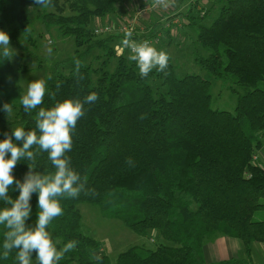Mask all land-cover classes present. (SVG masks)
<instances>
[{
  "label": "trees",
  "instance_id": "trees-1",
  "mask_svg": "<svg viewBox=\"0 0 264 264\" xmlns=\"http://www.w3.org/2000/svg\"><path fill=\"white\" fill-rule=\"evenodd\" d=\"M122 1L52 0L53 6L43 8L35 0H17V28H7L0 19V30L9 34L10 42L19 43L21 33L29 36L36 21L57 38L72 37L76 46L73 56L56 64L46 80L48 93L31 112L21 104V77L28 70L0 52V141L16 127L39 134L40 108L69 98L82 100L92 92L99 96L85 105L67 153L94 191L59 198L64 214L47 229L58 250L77 242L58 264H97L92 256L102 253L103 242L83 231L82 203L138 236L155 231L173 243L153 249L131 246L114 260L99 254V264H256L252 246L264 243V167L256 161L264 145V0H215L198 17L189 16L195 28L194 61L229 84L236 97L233 112L213 109L211 82L198 75L178 77L170 56L167 75L154 69L142 78L122 45L124 36L95 35L97 21L115 14ZM94 51L99 53L93 63L86 62ZM77 59L83 79L75 74ZM4 103L12 104L11 115L2 110ZM29 165L41 174L55 172L49 153L41 151L34 161H19L14 177L23 182ZM9 195L18 198L15 185ZM30 204L26 226L34 228L38 193ZM5 207L11 205L0 200V210ZM6 231L0 225V264H19L18 249L3 256ZM217 237L240 241L247 258L208 262L205 244ZM36 255L32 253V260Z\"/></svg>",
  "mask_w": 264,
  "mask_h": 264
},
{
  "label": "clouds",
  "instance_id": "clouds-1",
  "mask_svg": "<svg viewBox=\"0 0 264 264\" xmlns=\"http://www.w3.org/2000/svg\"><path fill=\"white\" fill-rule=\"evenodd\" d=\"M155 4L168 6L167 0H154ZM35 4L43 8H49L52 0H35ZM124 48L130 49L129 61H134L139 69V75L145 78L154 69L167 73L165 70L169 64V56L164 51H158L148 42H136L132 39V32L127 31L122 40ZM0 47L3 48V57L11 59L12 48L10 36L6 31L0 30ZM78 79H83L80 73L82 61L75 60ZM48 79H51L49 76ZM60 85H57L59 89ZM48 93L47 81L38 79L28 85L27 93L21 98V104L25 112H31L42 104ZM55 97V93L51 94ZM99 100L97 93L92 92L82 100L69 98L58 102L50 109L40 108L36 116V130L26 131L23 127L13 129L11 135L0 141V200L11 207L0 210V225L7 231L3 243V256L8 258L13 249H18L17 259L19 264H32V253L35 252L37 264H58L66 252L73 250L75 241H70L61 249H57V241H54L47 230L53 220L62 216L63 208L61 197L75 199L82 193L91 194L86 187L87 177L81 180L80 174L72 167L71 157L67 155L73 148V132L78 120L85 115V105H92ZM2 110L11 115L12 104L4 103ZM15 141H22V146ZM33 146L36 150L33 151ZM48 152L55 172L41 174L33 171L29 165V172L23 182L13 175V169L19 161L36 159L38 152ZM10 158H8V154ZM128 163L131 164L129 160ZM15 185L19 190V196L13 199L9 195V188ZM33 193H38V219L34 228L27 227L26 221L31 214L30 200ZM92 258L99 264L101 256L94 253Z\"/></svg>",
  "mask_w": 264,
  "mask_h": 264
},
{
  "label": "rangeland",
  "instance_id": "rangeland-1",
  "mask_svg": "<svg viewBox=\"0 0 264 264\" xmlns=\"http://www.w3.org/2000/svg\"><path fill=\"white\" fill-rule=\"evenodd\" d=\"M205 1L167 0L168 6L163 8L166 11L165 18H169L166 23L176 19L180 23V29H171L176 32L173 37L164 27H160L161 36L158 38L151 35L148 36V39L151 40V46H154L158 51H164L172 58L178 77L198 75L211 82V107L213 109L233 112L236 97L229 90V84L214 79L195 63L191 54L193 51L191 48L192 41L196 38L195 28L189 25V16L198 17L199 7L205 8L207 5ZM143 3V0H123L117 5L115 14L104 18V21L110 23L116 30L117 25L121 22H119V18L126 19L130 13H133L136 6ZM14 5L17 7V0H0V19L4 20L6 27L10 29L17 28L16 13L18 9L14 8ZM128 8H131L130 13L127 12ZM30 30L29 36H24L23 33L20 34L19 43L10 42V47L13 49L11 60L15 65H23L28 70L21 77L24 95L27 93L28 85L32 81L47 80L56 68V64L73 56L76 51L72 37L57 38L53 31L50 32L40 22L34 21L31 23ZM135 41L139 42L140 40L137 38ZM115 49H119V47ZM0 52H3L2 47H0ZM98 53L99 51L92 52L86 62L93 63V59ZM79 209L82 215L83 231L103 242L102 253L98 254L107 255L111 260H114L119 253L131 246H144L149 249H153L158 245L173 246L172 242L159 238L155 231H151L146 237L136 235L123 223L103 218L100 211L90 204L82 203L79 205ZM231 242L234 243L233 245L238 243L239 246H242L243 251L231 247ZM258 248L257 246L253 249L257 256L255 263L264 264V259L259 256ZM244 250L240 241L226 237H217L215 240L207 242L204 249L205 258L208 262L233 257L245 259L247 255ZM32 264H37L36 259L32 260Z\"/></svg>",
  "mask_w": 264,
  "mask_h": 264
},
{
  "label": "crops",
  "instance_id": "crops-1",
  "mask_svg": "<svg viewBox=\"0 0 264 264\" xmlns=\"http://www.w3.org/2000/svg\"><path fill=\"white\" fill-rule=\"evenodd\" d=\"M144 3L148 2L149 0H143ZM174 1V0H172ZM215 0H206V6L205 8L209 7ZM143 3V4H144ZM139 5H142V4H139ZM205 8H201L199 7V11H201L202 9H205ZM130 10L131 8H128L127 12L130 13ZM132 13H130L127 17H129ZM165 14H166V11L165 9H163L161 12L159 13H156V14H147L143 17V19L140 21V24H139V29H138V36L137 38L141 41L143 39H148L149 37L148 36H156L159 38V36H161V33H160V27H164L169 33H170V36H175V33L174 31H172L171 29L172 28H177L178 30L180 29V23L178 22V20L176 19H172L170 20L168 23H166V21L169 20V18H165ZM126 17V18H127ZM124 20V18H119V22ZM104 20L102 21H97L98 22H103ZM257 159L256 161L264 167V145L263 147L257 152ZM228 238V237H226ZM230 241V240H229ZM232 243V246L231 247H234L236 248V250H241L243 251V248L242 246H239V244L237 243V245H233L234 243ZM259 247V256L260 258H263L264 259V243L263 244H259V245H254L252 247V253H251V257H252V260L255 262V259L257 258L255 252H253V249L254 247ZM259 258V257H258Z\"/></svg>",
  "mask_w": 264,
  "mask_h": 264
},
{
  "label": "built area",
  "instance_id": "built-area-1",
  "mask_svg": "<svg viewBox=\"0 0 264 264\" xmlns=\"http://www.w3.org/2000/svg\"><path fill=\"white\" fill-rule=\"evenodd\" d=\"M163 8L164 6L155 4L154 0L148 1L142 5L136 6L133 13L117 25L116 30L108 22H98L93 28L94 34L100 37L109 35L124 36L125 32L131 31L132 39L136 40V37L138 36L139 24L143 17L147 14L159 13L163 10ZM145 41L151 45V40L149 39H143L139 42ZM120 52L121 51H119V53Z\"/></svg>",
  "mask_w": 264,
  "mask_h": 264
}]
</instances>
